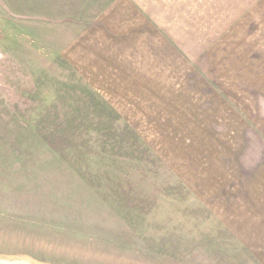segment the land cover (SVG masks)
Returning <instances> with one entry per match:
<instances>
[{"label": "rangeland", "instance_id": "374dc122", "mask_svg": "<svg viewBox=\"0 0 264 264\" xmlns=\"http://www.w3.org/2000/svg\"><path fill=\"white\" fill-rule=\"evenodd\" d=\"M110 1L0 0V256L218 264L264 196V0L177 70L110 44Z\"/></svg>", "mask_w": 264, "mask_h": 264}, {"label": "crops", "instance_id": "0c3cea01", "mask_svg": "<svg viewBox=\"0 0 264 264\" xmlns=\"http://www.w3.org/2000/svg\"><path fill=\"white\" fill-rule=\"evenodd\" d=\"M256 1L111 0L97 18L100 33L107 36L110 44L117 48L131 47V60L171 62V68L177 70L180 64L205 61L202 57L197 59L191 50L200 44L212 45L210 34L206 38L207 33L201 35L202 31L234 29L236 15L251 17L262 12V1ZM243 20L245 24L247 19ZM259 157L262 164L259 181L264 185V151ZM244 222L240 235L233 236L228 230L226 254L218 251V264H264V196L250 223L248 219ZM213 246L216 252L215 242Z\"/></svg>", "mask_w": 264, "mask_h": 264}, {"label": "bare ground", "instance_id": "6f19581e", "mask_svg": "<svg viewBox=\"0 0 264 264\" xmlns=\"http://www.w3.org/2000/svg\"><path fill=\"white\" fill-rule=\"evenodd\" d=\"M1 259L5 258V259H13V260H18V261H21L25 264H45V263H40V262H37V261H34L32 259H29V258H25V257H21V256H17V257H9V256H0Z\"/></svg>", "mask_w": 264, "mask_h": 264}, {"label": "water", "instance_id": "95a60500", "mask_svg": "<svg viewBox=\"0 0 264 264\" xmlns=\"http://www.w3.org/2000/svg\"><path fill=\"white\" fill-rule=\"evenodd\" d=\"M0 264H25L21 261H18V260H13V259H1L0 258Z\"/></svg>", "mask_w": 264, "mask_h": 264}]
</instances>
